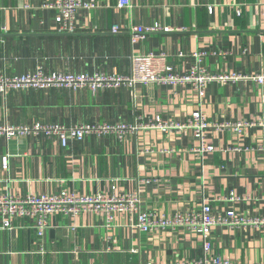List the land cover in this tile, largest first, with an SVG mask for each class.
<instances>
[{"label":"crops","instance_id":"obj_1","mask_svg":"<svg viewBox=\"0 0 264 264\" xmlns=\"http://www.w3.org/2000/svg\"><path fill=\"white\" fill-rule=\"evenodd\" d=\"M52 1L0 0V72L130 76L133 54L155 53L185 73L196 63L193 54L204 52L209 74L241 79L209 83L203 102L191 85L155 83L95 93L51 88L0 95V126L145 128L123 138L71 140L67 147L44 135L0 136V197L136 194L142 209L157 215L198 210L207 199L217 211L261 222L216 228L214 253L239 264H264V85L252 79L264 73V0H131L125 9L118 0H86L95 8L78 12L74 33L59 32L57 12L43 8ZM115 25L118 34L112 33ZM136 27L160 31L133 45ZM199 110L212 126H252L242 134L212 127L206 142L216 150L204 157L192 151L199 142L193 130L153 128L158 119L187 125ZM232 193L240 201H218ZM3 220L0 214V264H162L202 255L198 235L184 228L142 234L137 214H118L112 228L94 213L56 214L42 237L33 220L15 218L11 230Z\"/></svg>","mask_w":264,"mask_h":264},{"label":"built area","instance_id":"obj_2","mask_svg":"<svg viewBox=\"0 0 264 264\" xmlns=\"http://www.w3.org/2000/svg\"><path fill=\"white\" fill-rule=\"evenodd\" d=\"M120 9L130 8L131 0H118ZM43 8L57 12V23L59 32L74 33L76 31V17L80 10H91L95 4L86 0H53L45 4ZM240 15V11H237ZM160 31L158 28L136 27L132 30L133 45L144 41L148 35ZM120 27L115 25L112 33L118 34ZM179 58L186 57L178 54ZM207 53L199 52L193 54L196 63L188 72L178 73L175 68L167 61L166 54L151 53L146 56L132 55V75H105V74H71V73H51L46 74L43 69L38 68L21 76L8 77L0 72V95L6 96L12 91L23 90H48L51 88H67L74 91L89 89L97 92L104 89H116L121 86L134 88L139 83H155L159 85L176 86L191 85L197 92L200 102L205 97L206 87L213 81L234 82L241 78L235 74H225L213 76L203 67ZM258 84L264 85V73L252 78ZM153 128L164 132L172 129L193 130L198 137V145L192 151L204 157L216 150L206 142L207 132L212 128L233 129L238 134H242L245 127L252 124L212 126L208 123L206 114L201 110L195 112L191 121L184 126H173L162 124L158 119ZM140 129H145L138 125L126 124H98L82 125L67 128L61 125L34 124L32 126H0V136L7 140L16 137H28L31 135H44L48 138H57L63 147H67L71 140L82 141L88 136H108L116 135L123 138L127 134H136ZM239 151V148H234ZM3 168L7 170L8 159L4 158ZM218 201L235 204L240 198L233 193ZM142 198L139 195H98L88 197H78L74 194L63 192L59 195L39 197L30 196L25 200L15 199L9 196L0 197V214L3 216V227L11 230L12 220L15 218L29 219L34 221L33 228L39 237H42L49 227L48 219L50 216L62 214L66 217H79L85 213H94L102 216L106 220L109 228L113 227L115 217L118 214H137V228L140 233L145 235L154 234L159 230H177L184 228L190 233L196 234L201 238L202 255L192 260H176L172 263L162 264H239L226 259L213 250V232L218 227L243 228L250 225H258L259 221L249 220L237 214L234 210L217 211L211 206V202L203 199L202 205L198 210L179 211L167 215H159L147 212L142 209ZM148 264H159L150 262Z\"/></svg>","mask_w":264,"mask_h":264}]
</instances>
